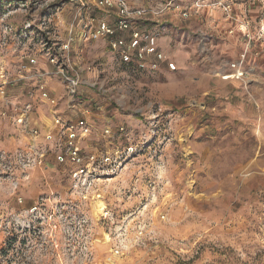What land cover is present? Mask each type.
Segmentation results:
<instances>
[{
	"label": "rangeland",
	"instance_id": "obj_1",
	"mask_svg": "<svg viewBox=\"0 0 264 264\" xmlns=\"http://www.w3.org/2000/svg\"><path fill=\"white\" fill-rule=\"evenodd\" d=\"M93 1L0 0V264H264V204L238 182L248 172V130L220 114L219 82L200 80L224 57L205 32L182 65L168 43L158 45L161 58L128 52L124 36L110 48L96 28L82 31L89 18L118 11ZM203 1L191 13L221 12L230 34L245 44L249 32L255 58L263 54L264 0ZM52 78L63 97L42 102L44 124L29 100L38 82L49 94ZM23 102L28 124H15L12 107ZM54 115L78 123L85 162L111 161L75 180L74 165L55 158L62 139H46Z\"/></svg>",
	"mask_w": 264,
	"mask_h": 264
},
{
	"label": "crops",
	"instance_id": "obj_2",
	"mask_svg": "<svg viewBox=\"0 0 264 264\" xmlns=\"http://www.w3.org/2000/svg\"><path fill=\"white\" fill-rule=\"evenodd\" d=\"M193 1L126 0V3L130 9L145 8L147 10L132 25L133 28L140 31V48L152 44L154 49L158 51L156 56L161 58L164 57V54L158 50V45L161 46L162 43H168L170 48L174 49L173 61L177 65H182L183 62L193 59L195 56V52H190V50L194 49L198 44V32H205L209 36L207 42L209 48L214 51H219L220 56L224 57L222 64H219L217 68L202 70L200 80L213 79L219 82L215 87L219 93L225 95L220 114L224 116L225 120L234 122V125L237 126L242 134L248 130L249 149L247 161L243 165L244 168L248 167V172L238 176V182L240 187H249V192H251L250 202H253L255 205H263L264 198L261 197V194H264V43L257 44V47L263 53L258 58L259 60L253 55L249 56L246 65L253 68L254 73L250 77L248 87L241 86V83L234 78L232 71L226 66H228L227 64L229 62L234 61L243 50L245 45L243 36L239 31H235V29L234 33H228V30L234 27L233 23L227 21L219 11H215L212 15L209 12L198 14L192 12L187 18L182 17L181 12L188 5L192 4ZM174 6L178 8L175 9ZM159 10L163 11L158 12ZM113 13L112 16L105 15L101 19L94 18L92 14V18L95 22L104 20L108 24H113L118 17V11H114ZM89 15L90 13L87 16L88 18ZM156 17L160 18L156 19ZM250 17L251 21L254 20L252 19V14ZM154 20H160L161 24H154ZM92 28L96 27L92 26ZM123 36L124 38H128L129 44L131 41V32L125 30L110 37L109 45L111 40L122 39ZM109 47L111 48V46ZM253 48H255L254 45ZM190 53L194 54L191 56ZM205 59L209 60V57H202V61ZM212 59H216V57ZM40 65L47 66V64H44V61H41L39 63ZM47 85L49 95L57 99L63 97V88L59 79H49ZM34 91L36 94L34 92L29 102L33 104L35 114L39 119L44 124H48L46 121H50V117L45 116L48 107L42 104L43 101L38 90L35 89ZM230 101H234L235 104L231 105ZM59 107L57 109L58 112L60 110ZM80 122L83 123L82 121Z\"/></svg>",
	"mask_w": 264,
	"mask_h": 264
},
{
	"label": "built area",
	"instance_id": "obj_3",
	"mask_svg": "<svg viewBox=\"0 0 264 264\" xmlns=\"http://www.w3.org/2000/svg\"><path fill=\"white\" fill-rule=\"evenodd\" d=\"M81 8H87L86 3L80 2ZM93 5L96 8H117L118 10V17L115 20L113 24H108L104 20H99L96 22V36H107L112 37L115 36L117 33L123 32L125 30H129L131 32V41L127 45L128 52L135 50H139V56H143L144 54H152L155 49L152 44H148L143 48H140V40H141V34L140 31L133 28L132 25L143 15L147 12L145 8H136V9H130L128 8V5L126 3V0H94ZM207 5L204 3L203 0H194L192 4H190L188 7H186L182 12L181 16L184 18H187L191 11H198ZM166 7V6H164ZM175 9H177V6H174ZM162 12L163 10H159L158 12ZM94 21L93 18L88 19V24L83 25V33H87L92 29L91 22ZM249 26V22L247 20H244L243 23H241L240 27L247 29ZM262 26H264L262 24ZM232 30H229V33H231ZM247 36V42L245 43L244 49L238 54L237 58L234 61L229 62V67L233 70V75L236 79H240L245 85L249 83L250 77L253 72V68L248 67L246 64L248 62V58L250 55L257 56L258 52L253 47V44L251 42V37L249 35V32L246 33ZM125 42L123 39H113L110 41V46L113 48H116V46H124ZM63 47V46H62ZM67 48V46H64ZM111 47V48H112ZM140 48V49H137ZM128 52L126 51L125 55L123 56L125 59L128 58ZM57 58L54 56L50 57V61L53 62ZM31 63H35L36 59L31 58ZM168 66L171 69H176L173 62H169ZM66 80L67 78L64 77ZM68 82V80H67ZM37 90L40 93L42 101H48L52 106L56 104V100L54 97H51L45 89V85L41 82H38L37 84ZM0 93L3 95L4 90L3 88H0ZM31 104L29 102L22 103V105L17 104L12 107V112L14 115V123L15 124H28V117H29V111H30ZM53 124L49 130V132L46 134V139L52 140L54 137H58L62 139V146L58 149L59 152L56 153V161L59 163H62L66 160H68L71 164L74 165V168L71 171V175L75 180H80L81 178H86L91 172L97 171L99 166L101 164H107L111 161V157L106 156L104 158H92L89 161L85 162L84 157L82 153L80 152V148L78 146V133L76 130V125L78 123H73L71 120H64L59 115H54L52 123ZM120 131H123V128H119ZM108 131V129H105V133ZM59 144H55V148H57ZM131 149V148H130ZM129 149V150H130ZM132 150V149H131ZM41 157V156H40ZM30 163L36 164L40 163L39 160L29 159L27 160V165L29 166Z\"/></svg>",
	"mask_w": 264,
	"mask_h": 264
}]
</instances>
